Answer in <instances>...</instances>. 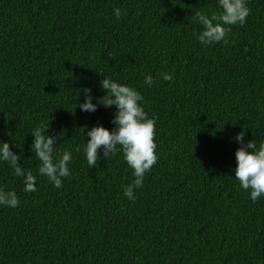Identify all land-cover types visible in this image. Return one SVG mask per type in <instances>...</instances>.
Returning a JSON list of instances; mask_svg holds the SVG:
<instances>
[{"label": "trees", "instance_id": "obj_1", "mask_svg": "<svg viewBox=\"0 0 264 264\" xmlns=\"http://www.w3.org/2000/svg\"><path fill=\"white\" fill-rule=\"evenodd\" d=\"M217 4L0 0V140L37 177L25 192L0 162L20 201L0 206V264H264V196L253 202L234 171L237 133L264 142V0H247L226 42L202 45L195 13ZM102 76L135 87L156 119L158 160L133 200L122 151L94 168L83 154L87 128L115 127V106L79 108L84 88L104 95ZM39 124L73 155L59 189L30 149Z\"/></svg>", "mask_w": 264, "mask_h": 264}, {"label": "clouds", "instance_id": "obj_2", "mask_svg": "<svg viewBox=\"0 0 264 264\" xmlns=\"http://www.w3.org/2000/svg\"><path fill=\"white\" fill-rule=\"evenodd\" d=\"M219 11L206 13L197 11L195 20L202 30L196 34L197 40L206 46L227 41L230 27L244 24L249 15L247 0H218ZM114 14L119 17L121 11L115 8ZM163 79L171 80L170 74L162 73ZM100 87L104 95L94 97L91 88H84V100L79 103L82 111L94 112L99 105L115 106L116 112L112 123L114 128L109 130L103 125L87 128L86 143L83 154L90 168H94L100 159V152L104 157L109 154L123 153L124 160L133 170L134 182L124 189V195L135 199L134 190L143 186L146 173L157 163L156 152V119L149 117L142 106L143 96L135 87L120 83L111 77L102 76ZM144 83L152 87L155 80L151 74L144 77ZM96 103H93V100ZM30 134L33 137L30 149H34L39 161L38 174L46 176L52 185L59 189L63 186V179L71 175L70 164L73 160L71 151L57 152L56 135L49 134V125L39 124ZM10 135V133H9ZM235 141L240 145L235 152L237 166L234 169L235 179L239 181V188L248 193L255 202L264 196V142L259 146L253 141L245 142L244 132L237 133ZM79 151V149H78ZM21 156L15 153L7 141L0 140V162H6L14 174L21 177L25 192H35L37 177L24 169L19 163ZM19 199L15 191L0 187V206L16 208Z\"/></svg>", "mask_w": 264, "mask_h": 264}]
</instances>
